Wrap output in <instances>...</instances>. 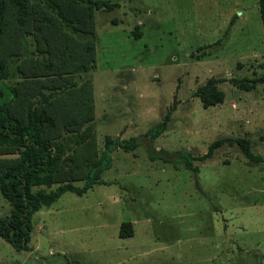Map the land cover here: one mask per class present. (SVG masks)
<instances>
[{"label":"rangeland","instance_id":"1","mask_svg":"<svg viewBox=\"0 0 264 264\" xmlns=\"http://www.w3.org/2000/svg\"><path fill=\"white\" fill-rule=\"evenodd\" d=\"M27 1L37 25L8 57L9 79L51 80L35 84L38 91L67 88L80 99L89 87L85 125L93 126L97 155L108 136H139L140 145L111 153L101 175L108 184L81 196L65 192L35 212L29 249L0 237V264H264V83L245 90L232 82L264 77L257 0H107L116 6L93 10V34L67 5ZM55 31L71 37L81 60L32 78L48 64ZM211 77L224 99L204 108L195 90ZM169 109L166 131L151 142L143 134ZM222 137L247 138L262 160L228 144L195 160L197 172L150 158L180 149L202 155ZM72 152L66 170L76 165ZM10 212L0 193V217ZM123 222L131 223V236H119Z\"/></svg>","mask_w":264,"mask_h":264},{"label":"trees","instance_id":"2","mask_svg":"<svg viewBox=\"0 0 264 264\" xmlns=\"http://www.w3.org/2000/svg\"><path fill=\"white\" fill-rule=\"evenodd\" d=\"M44 1L57 6L67 5V9L78 17L82 29L88 30V34L94 32L93 10H111L116 6L107 0ZM66 1L69 4L83 5L84 8H72ZM257 3L264 35V0H257ZM60 9L59 13L63 15ZM33 11L34 6L29 5L27 0H0V193L11 205L10 214L0 217V237L16 250L30 248L31 216L35 212L50 206L65 192L81 196L96 184H108L101 175L111 167V153L116 149L132 151L140 145L139 136L122 139L108 136L104 140L103 149L97 155L93 126L85 125L91 119L92 98L89 87L88 93L80 99L67 88L57 94L38 91L40 88L35 84H45L42 85L44 87L52 84L51 80L9 79L8 57L19 48L17 40L23 32L30 31L31 27L36 28L37 24L30 22V18H36ZM53 21L51 20L56 26ZM52 36L56 40L48 47V64L31 73L29 76L32 78L50 74L55 69L67 72L81 60L71 37L62 31H55ZM93 60L94 45L92 41H88V66ZM216 82L218 80L211 77L195 90V95L199 97L204 108L223 102L224 94L217 89ZM232 82L240 89L250 90L256 83H264V77L250 81L233 79ZM170 114L171 109L143 136L151 142L158 138L166 131ZM65 132L70 134L65 135ZM224 144L237 145L252 162L262 160L259 155L254 154L250 141L244 137L218 138L209 144L208 151L202 155L194 156L191 151L180 149L174 152L165 151L167 156L150 155V158L182 163L186 169L197 172L194 161L211 158L213 152ZM71 151L76 155V165L66 170L64 165ZM80 180L83 181L82 185L74 183ZM56 183L58 185L51 188ZM131 235V223L123 222L119 236L124 238Z\"/></svg>","mask_w":264,"mask_h":264}]
</instances>
